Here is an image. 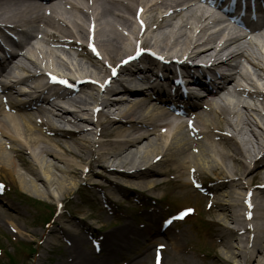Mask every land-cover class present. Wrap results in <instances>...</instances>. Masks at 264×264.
<instances>
[{
    "label": "bare ground",
    "instance_id": "1",
    "mask_svg": "<svg viewBox=\"0 0 264 264\" xmlns=\"http://www.w3.org/2000/svg\"><path fill=\"white\" fill-rule=\"evenodd\" d=\"M203 8L196 0H0V30L20 38L0 61V179L56 203L71 197L72 178L111 203L127 189L152 199L166 182L180 188L207 182L211 221L218 224L211 245L220 251L200 264H264V188L255 183L264 179V126L253 117H264V28L246 32L204 18ZM208 18L217 30L202 25ZM141 38L169 63L148 59L142 80L128 81L129 92L123 81L110 80L109 68ZM60 66H74L75 79L96 84H50L51 76H69ZM179 71L193 76L182 96L167 90ZM171 100L183 103L181 117L161 110ZM252 187L251 205L244 206L238 189ZM15 201L0 195V221L26 216ZM59 214L75 224L85 211ZM132 230L129 222L100 236L103 264L129 247ZM59 231L72 233L65 223ZM167 231L141 236H172ZM72 234L73 264H89L82 233ZM162 264L196 263L173 257Z\"/></svg>",
    "mask_w": 264,
    "mask_h": 264
},
{
    "label": "rangeland",
    "instance_id": "2",
    "mask_svg": "<svg viewBox=\"0 0 264 264\" xmlns=\"http://www.w3.org/2000/svg\"><path fill=\"white\" fill-rule=\"evenodd\" d=\"M210 27L212 30L217 29V26L213 24ZM142 41L141 38V44ZM81 62L89 68L88 64H85L84 61ZM59 69L61 73L69 76H76L78 73L74 66L67 68L60 66ZM122 95L117 94V98L126 99ZM253 117L257 123L264 126V117L259 118L255 114ZM209 175L213 176L211 173ZM162 179L169 180L168 177H162ZM81 180L76 178L68 180L69 183L75 184L74 190L71 192V197L62 202L63 208L60 209L56 202L38 199L11 185L10 181L0 179V183L3 185L0 186V195L16 200L17 207L22 209L26 215L18 220L0 221V248L3 253L0 254V264H73L71 247L74 243L72 238L74 235L72 233L76 232L82 233L81 250L85 253L88 263L103 264L102 259L106 252L103 250V241L100 236L105 237L123 229L129 222L133 227L127 239L130 245L127 249H120L118 254L113 255L112 261L109 260L108 264H153V257L155 253L160 252L159 248L161 247H163V258L167 260L173 257L176 259L182 257L183 261L196 264H200V260H203L204 257L209 259L210 254L220 251L219 248H214L211 245V237L213 233H217L218 224L211 221L214 215L210 214L211 209L207 207V202L210 199L204 192L195 190L192 186L190 188L185 185L180 188L176 182H166L156 191L150 193L152 199L150 197L149 199L142 198L138 195V191L127 189L128 193L118 194L115 197L116 203H111L103 201L98 190L90 191L87 186L83 185L85 180L82 182ZM94 180L104 183L96 178ZM263 181L264 179L255 180V183L261 185ZM204 187L207 188L206 184ZM244 191L242 190L241 193ZM31 199L41 204L33 203L34 201ZM50 205L56 207L54 213L52 210V217H49L46 207ZM77 208L84 209L85 216L78 215L75 224H72L73 222L69 218L59 219L57 215L59 210H62V212L65 211L63 213L66 214L65 216H70ZM188 208L201 215L203 224H197L199 220L195 219L193 213L168 227L164 225L165 221L174 214ZM150 216L156 218L150 219ZM80 221L89 229L81 225ZM61 223L68 224L72 233L66 231L65 237H61L59 231ZM228 225L232 226L230 223ZM162 227L168 229L167 233L172 236L165 237L163 235L165 233H162L142 239V236L144 237L152 229ZM96 241H101L102 250L100 253L94 246ZM4 253L7 254L5 257Z\"/></svg>",
    "mask_w": 264,
    "mask_h": 264
},
{
    "label": "snow or ice",
    "instance_id": "3",
    "mask_svg": "<svg viewBox=\"0 0 264 264\" xmlns=\"http://www.w3.org/2000/svg\"><path fill=\"white\" fill-rule=\"evenodd\" d=\"M101 87H103V85H102ZM189 211H190V210H189Z\"/></svg>",
    "mask_w": 264,
    "mask_h": 264
}]
</instances>
